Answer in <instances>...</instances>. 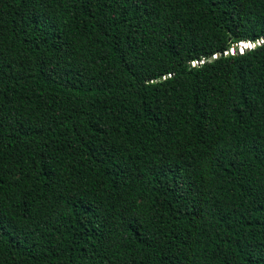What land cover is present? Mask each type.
I'll list each match as a JSON object with an SVG mask.
<instances>
[{
	"label": "trees",
	"instance_id": "16d2710c",
	"mask_svg": "<svg viewBox=\"0 0 264 264\" xmlns=\"http://www.w3.org/2000/svg\"><path fill=\"white\" fill-rule=\"evenodd\" d=\"M0 264H264V0H0Z\"/></svg>",
	"mask_w": 264,
	"mask_h": 264
},
{
	"label": "water",
	"instance_id": "95a60500",
	"mask_svg": "<svg viewBox=\"0 0 264 264\" xmlns=\"http://www.w3.org/2000/svg\"><path fill=\"white\" fill-rule=\"evenodd\" d=\"M246 45H249V47H245ZM256 47V44H251V43H248V44H245V45H242L241 46V49H240V53H244V51H246V50H251V49H253V48H255ZM231 52H235L234 50L233 51H231ZM223 55H229V53H224ZM218 57V56H217ZM217 57H211L210 58V60H214L215 58H217Z\"/></svg>",
	"mask_w": 264,
	"mask_h": 264
},
{
	"label": "bare ground",
	"instance_id": "6f19581e",
	"mask_svg": "<svg viewBox=\"0 0 264 264\" xmlns=\"http://www.w3.org/2000/svg\"><path fill=\"white\" fill-rule=\"evenodd\" d=\"M248 44V43H247ZM241 45H245L244 43H242ZM245 47H249V45H246Z\"/></svg>",
	"mask_w": 264,
	"mask_h": 264
},
{
	"label": "clouds",
	"instance_id": "9594fccd",
	"mask_svg": "<svg viewBox=\"0 0 264 264\" xmlns=\"http://www.w3.org/2000/svg\"><path fill=\"white\" fill-rule=\"evenodd\" d=\"M245 44H247V43H245ZM242 46V45H241Z\"/></svg>",
	"mask_w": 264,
	"mask_h": 264
}]
</instances>
